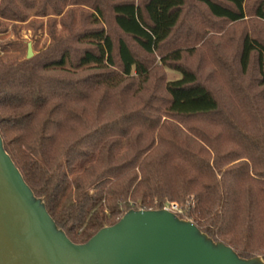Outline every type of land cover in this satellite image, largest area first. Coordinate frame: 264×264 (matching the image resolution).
I'll list each match as a JSON object with an SVG mask.
<instances>
[{
  "label": "trees",
  "instance_id": "trees-1",
  "mask_svg": "<svg viewBox=\"0 0 264 264\" xmlns=\"http://www.w3.org/2000/svg\"><path fill=\"white\" fill-rule=\"evenodd\" d=\"M31 16L51 43L2 44L0 135L68 238L174 203L264 260V0H0V34Z\"/></svg>",
  "mask_w": 264,
  "mask_h": 264
},
{
  "label": "water",
  "instance_id": "water-1",
  "mask_svg": "<svg viewBox=\"0 0 264 264\" xmlns=\"http://www.w3.org/2000/svg\"><path fill=\"white\" fill-rule=\"evenodd\" d=\"M34 57L31 45L27 59ZM0 264H264L241 258L167 210H131L86 244L73 243L27 185L0 135Z\"/></svg>",
  "mask_w": 264,
  "mask_h": 264
},
{
  "label": "rangeland",
  "instance_id": "rangeland-1",
  "mask_svg": "<svg viewBox=\"0 0 264 264\" xmlns=\"http://www.w3.org/2000/svg\"><path fill=\"white\" fill-rule=\"evenodd\" d=\"M53 17L46 18H36L31 16L28 21L25 23H9L7 25V32L0 34V55L4 53L1 51L2 44L4 43H15V46L11 47L10 51L7 54L9 58H18L23 59L27 57L28 46L31 45L32 52L36 56L41 50L46 48L51 43V38L49 35V21ZM57 30L60 32L61 27L56 26ZM222 34H216L213 32H208L207 36H216L221 37ZM202 43L197 46V49L202 47ZM201 57L194 59H188L187 63L196 65ZM203 62V61H202ZM205 64V63H204ZM205 64L202 66V76L207 78V75L212 71V66H207ZM165 74L168 80L174 81L180 78V74L177 72L166 69ZM215 88H218L215 86ZM165 208L172 210L171 205H166ZM164 209V208H163ZM182 209V208H181Z\"/></svg>",
  "mask_w": 264,
  "mask_h": 264
},
{
  "label": "built area",
  "instance_id": "built-area-1",
  "mask_svg": "<svg viewBox=\"0 0 264 264\" xmlns=\"http://www.w3.org/2000/svg\"><path fill=\"white\" fill-rule=\"evenodd\" d=\"M171 205V207H172V210H170V209H168V208H164V209H167V210H169V211H171V212H173V213H181V211H182V207H180V206H178L177 204H170Z\"/></svg>",
  "mask_w": 264,
  "mask_h": 264
}]
</instances>
